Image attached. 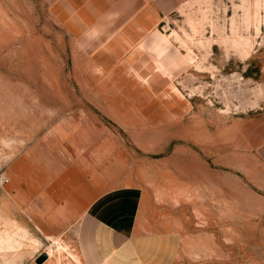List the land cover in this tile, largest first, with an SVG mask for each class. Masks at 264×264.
I'll use <instances>...</instances> for the list:
<instances>
[{
	"label": "rangeland",
	"instance_id": "1",
	"mask_svg": "<svg viewBox=\"0 0 264 264\" xmlns=\"http://www.w3.org/2000/svg\"><path fill=\"white\" fill-rule=\"evenodd\" d=\"M161 38L84 52L40 0H0V264L57 245L10 191L38 104L113 144L143 219L179 233L173 264H264V0H187Z\"/></svg>",
	"mask_w": 264,
	"mask_h": 264
},
{
	"label": "crops",
	"instance_id": "2",
	"mask_svg": "<svg viewBox=\"0 0 264 264\" xmlns=\"http://www.w3.org/2000/svg\"><path fill=\"white\" fill-rule=\"evenodd\" d=\"M40 1L84 52L99 50L123 32L154 52L162 43L163 22L187 0ZM64 107L38 104L30 110L40 131L10 172L17 207L49 240H72L76 262L63 264H173L178 231L143 219V191L129 184L113 144L97 138L91 127L67 121Z\"/></svg>",
	"mask_w": 264,
	"mask_h": 264
},
{
	"label": "bare ground",
	"instance_id": "3",
	"mask_svg": "<svg viewBox=\"0 0 264 264\" xmlns=\"http://www.w3.org/2000/svg\"><path fill=\"white\" fill-rule=\"evenodd\" d=\"M160 65L164 66L162 63H160ZM53 243L57 244L55 250L52 248V246H49L48 249H46V251H44L48 255V259L45 262V264H63L62 259L65 255H67V257L69 256L71 260L76 262L77 253L75 251H72L69 248H67V246L60 243L59 240L54 239ZM54 257L56 258V260L52 259ZM67 257H65V258H67Z\"/></svg>",
	"mask_w": 264,
	"mask_h": 264
},
{
	"label": "water",
	"instance_id": "4",
	"mask_svg": "<svg viewBox=\"0 0 264 264\" xmlns=\"http://www.w3.org/2000/svg\"><path fill=\"white\" fill-rule=\"evenodd\" d=\"M47 259H48V255L46 252L43 251L35 258V263L42 264Z\"/></svg>",
	"mask_w": 264,
	"mask_h": 264
}]
</instances>
